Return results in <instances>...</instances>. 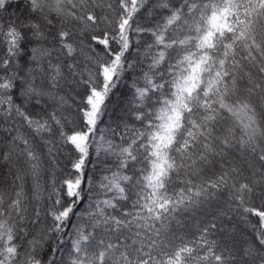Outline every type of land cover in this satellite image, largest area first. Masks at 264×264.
Returning a JSON list of instances; mask_svg holds the SVG:
<instances>
[{
	"label": "snow or ice",
	"instance_id": "snow-or-ice-1",
	"mask_svg": "<svg viewBox=\"0 0 264 264\" xmlns=\"http://www.w3.org/2000/svg\"><path fill=\"white\" fill-rule=\"evenodd\" d=\"M0 264H264V0H0Z\"/></svg>",
	"mask_w": 264,
	"mask_h": 264
},
{
	"label": "trees",
	"instance_id": "trees-1",
	"mask_svg": "<svg viewBox=\"0 0 264 264\" xmlns=\"http://www.w3.org/2000/svg\"><path fill=\"white\" fill-rule=\"evenodd\" d=\"M126 91H127V89L123 85H121L120 92L123 93V92H126Z\"/></svg>",
	"mask_w": 264,
	"mask_h": 264
}]
</instances>
